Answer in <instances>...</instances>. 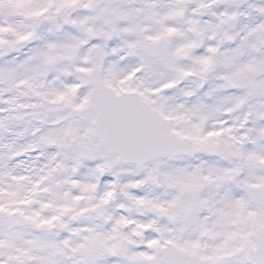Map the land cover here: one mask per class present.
Masks as SVG:
<instances>
[{
	"label": "snow or ice",
	"instance_id": "6c2138e0",
	"mask_svg": "<svg viewBox=\"0 0 264 264\" xmlns=\"http://www.w3.org/2000/svg\"><path fill=\"white\" fill-rule=\"evenodd\" d=\"M0 264H264V0H0Z\"/></svg>",
	"mask_w": 264,
	"mask_h": 264
}]
</instances>
